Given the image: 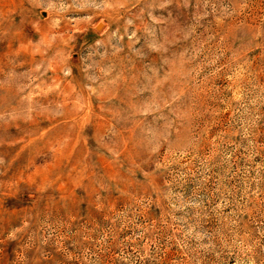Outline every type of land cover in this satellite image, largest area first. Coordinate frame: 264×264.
<instances>
[{
    "label": "rangeland",
    "instance_id": "1",
    "mask_svg": "<svg viewBox=\"0 0 264 264\" xmlns=\"http://www.w3.org/2000/svg\"><path fill=\"white\" fill-rule=\"evenodd\" d=\"M0 264H264V0H0Z\"/></svg>",
    "mask_w": 264,
    "mask_h": 264
}]
</instances>
